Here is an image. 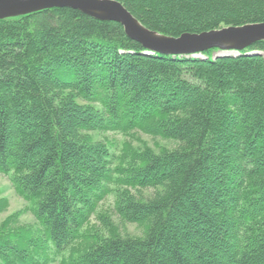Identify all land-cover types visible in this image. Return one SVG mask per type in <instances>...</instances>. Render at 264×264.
<instances>
[{
  "label": "trees",
  "instance_id": "obj_1",
  "mask_svg": "<svg viewBox=\"0 0 264 264\" xmlns=\"http://www.w3.org/2000/svg\"><path fill=\"white\" fill-rule=\"evenodd\" d=\"M119 1L170 36L264 22V0ZM214 50L151 53L67 7L0 19V172L38 223L3 221L0 264H264V40ZM136 129L178 145L116 164L92 135ZM111 193L142 236L87 228Z\"/></svg>",
  "mask_w": 264,
  "mask_h": 264
},
{
  "label": "water",
  "instance_id": "obj_2",
  "mask_svg": "<svg viewBox=\"0 0 264 264\" xmlns=\"http://www.w3.org/2000/svg\"><path fill=\"white\" fill-rule=\"evenodd\" d=\"M64 7L79 10L98 20L120 23L131 39L151 53L183 56L210 49L240 52L264 40V22L184 32L179 36L164 35L147 28L119 0H0V19Z\"/></svg>",
  "mask_w": 264,
  "mask_h": 264
},
{
  "label": "rangeland",
  "instance_id": "obj_3",
  "mask_svg": "<svg viewBox=\"0 0 264 264\" xmlns=\"http://www.w3.org/2000/svg\"><path fill=\"white\" fill-rule=\"evenodd\" d=\"M218 54H238L236 51L214 50L213 55ZM195 57H202L201 53L195 54ZM95 140L102 141L108 144L112 152L117 156L116 164L119 157L131 151H142L150 148L155 152L163 149H173L178 145L177 141L169 140L158 135L146 133L140 129L131 131L130 133L113 132V131H95L92 132ZM154 192L152 188L143 189L145 196L151 195ZM0 198H6L8 201L5 210L0 213V225L10 215L22 210V212L13 219L14 226L30 224L38 225L34 213L30 209V204L27 200L21 197L15 190L10 176L0 172ZM103 218V221H102ZM89 230L94 231L101 236L111 235L113 233L119 235L142 236L145 233V227L138 223H130L123 221L116 210V196L109 194L99 205L96 214L91 218ZM84 240L83 244L90 243ZM60 258L57 257L50 260L47 264H60Z\"/></svg>",
  "mask_w": 264,
  "mask_h": 264
}]
</instances>
